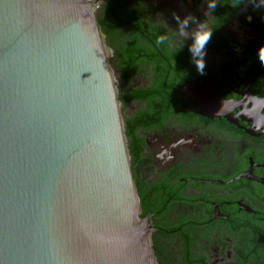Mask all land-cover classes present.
<instances>
[{
  "label": "flooded vegetation",
  "instance_id": "af4514ba",
  "mask_svg": "<svg viewBox=\"0 0 264 264\" xmlns=\"http://www.w3.org/2000/svg\"><path fill=\"white\" fill-rule=\"evenodd\" d=\"M235 2L206 20L203 75L175 16L205 20L206 0L93 5L155 264H264V14Z\"/></svg>",
  "mask_w": 264,
  "mask_h": 264
},
{
  "label": "water",
  "instance_id": "95a60500",
  "mask_svg": "<svg viewBox=\"0 0 264 264\" xmlns=\"http://www.w3.org/2000/svg\"><path fill=\"white\" fill-rule=\"evenodd\" d=\"M95 2L0 0V264H155Z\"/></svg>",
  "mask_w": 264,
  "mask_h": 264
},
{
  "label": "clouds",
  "instance_id": "9594fccd",
  "mask_svg": "<svg viewBox=\"0 0 264 264\" xmlns=\"http://www.w3.org/2000/svg\"><path fill=\"white\" fill-rule=\"evenodd\" d=\"M218 0H206L207 11L205 12L206 19L198 21L195 16L189 14L185 18L181 19L179 16H175L178 24V30L176 31L182 38V43H187V47L190 53L191 61L194 63L197 71L203 75L206 67L204 62V56L206 55L205 49L208 42L211 39L213 29L206 22L207 18L212 16L213 11L217 7ZM239 3V0L233 4L234 6ZM254 7H264V0H252ZM175 15V14H174ZM251 17H249V20ZM195 25V27H192ZM168 40L167 35H160L156 40L157 46L164 44ZM257 56L261 65H264V44H262L257 50Z\"/></svg>",
  "mask_w": 264,
  "mask_h": 264
},
{
  "label": "trees",
  "instance_id": "16d2710c",
  "mask_svg": "<svg viewBox=\"0 0 264 264\" xmlns=\"http://www.w3.org/2000/svg\"><path fill=\"white\" fill-rule=\"evenodd\" d=\"M120 99V94H118V100ZM137 194H138V197H139V200H140V205L142 206V199H141V197H140V194H139V192L137 191ZM143 215H144V213H142V212H140V216L141 217H143Z\"/></svg>",
  "mask_w": 264,
  "mask_h": 264
},
{
  "label": "rangeland",
  "instance_id": "374dc122",
  "mask_svg": "<svg viewBox=\"0 0 264 264\" xmlns=\"http://www.w3.org/2000/svg\"><path fill=\"white\" fill-rule=\"evenodd\" d=\"M119 82V81H118Z\"/></svg>",
  "mask_w": 264,
  "mask_h": 264
}]
</instances>
